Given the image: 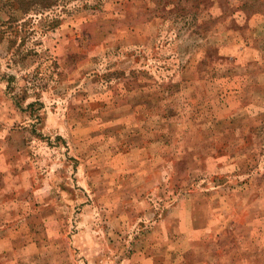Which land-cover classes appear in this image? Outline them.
<instances>
[{
  "label": "rangeland",
  "instance_id": "rangeland-1",
  "mask_svg": "<svg viewBox=\"0 0 264 264\" xmlns=\"http://www.w3.org/2000/svg\"><path fill=\"white\" fill-rule=\"evenodd\" d=\"M0 264H264V0H0Z\"/></svg>",
  "mask_w": 264,
  "mask_h": 264
},
{
  "label": "crops",
  "instance_id": "crops-1",
  "mask_svg": "<svg viewBox=\"0 0 264 264\" xmlns=\"http://www.w3.org/2000/svg\"><path fill=\"white\" fill-rule=\"evenodd\" d=\"M2 151H4V150H2ZM180 207L183 208L182 205H181ZM177 210H178V208H175L173 212L175 213ZM190 223H191V221H190ZM190 223H189V224H190ZM200 229L204 230V229H205V226L200 227L199 230H200ZM189 230L192 231V228L189 227Z\"/></svg>",
  "mask_w": 264,
  "mask_h": 264
},
{
  "label": "trees",
  "instance_id": "trees-1",
  "mask_svg": "<svg viewBox=\"0 0 264 264\" xmlns=\"http://www.w3.org/2000/svg\"><path fill=\"white\" fill-rule=\"evenodd\" d=\"M48 6V5H47ZM46 5H44V6H40L41 7V9L43 8V7H47Z\"/></svg>",
  "mask_w": 264,
  "mask_h": 264
}]
</instances>
